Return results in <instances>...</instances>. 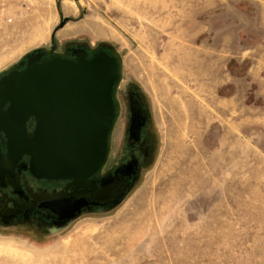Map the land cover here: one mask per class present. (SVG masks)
Wrapping results in <instances>:
<instances>
[{
    "label": "rangeland",
    "instance_id": "rangeland-1",
    "mask_svg": "<svg viewBox=\"0 0 264 264\" xmlns=\"http://www.w3.org/2000/svg\"><path fill=\"white\" fill-rule=\"evenodd\" d=\"M52 38L119 52L151 156L113 211L0 229V264H264V0H0V75Z\"/></svg>",
    "mask_w": 264,
    "mask_h": 264
},
{
    "label": "water",
    "instance_id": "water-1",
    "mask_svg": "<svg viewBox=\"0 0 264 264\" xmlns=\"http://www.w3.org/2000/svg\"><path fill=\"white\" fill-rule=\"evenodd\" d=\"M41 52L36 49L32 54L39 53L40 58ZM110 52L111 56L101 53L77 63L57 56L5 72L0 92L13 104L20 122V153L30 157V170L37 178L69 181L75 188L89 185L111 154L121 113L120 92L130 102V138L140 137L146 119V111L138 106L142 98L137 87L124 82L122 56L116 49ZM30 117L37 128L28 138L25 124Z\"/></svg>",
    "mask_w": 264,
    "mask_h": 264
},
{
    "label": "flooded vegetation",
    "instance_id": "flooded-vegetation-1",
    "mask_svg": "<svg viewBox=\"0 0 264 264\" xmlns=\"http://www.w3.org/2000/svg\"><path fill=\"white\" fill-rule=\"evenodd\" d=\"M110 49L114 47L108 44L90 47L86 43H74L59 50L52 43L43 49L40 58L39 53L31 52L19 60L14 69L23 70L57 56L76 63L91 60L101 53L111 56ZM5 76L6 73H2L0 81ZM139 97L142 98L139 109L146 111L140 137L130 138V102L120 94L117 126L123 116L126 118L122 143L117 149L114 135L107 164L89 179L87 187L75 188L69 181L39 179L33 175L30 157L21 154L19 149V118L14 115L13 104L6 93L0 92V229L48 237L64 231L85 215L105 214L118 207L115 202L122 197L126 199L137 186L151 156L150 116L140 91ZM25 127L27 137H33L36 119L30 117Z\"/></svg>",
    "mask_w": 264,
    "mask_h": 264
},
{
    "label": "bare ground",
    "instance_id": "bare-ground-1",
    "mask_svg": "<svg viewBox=\"0 0 264 264\" xmlns=\"http://www.w3.org/2000/svg\"><path fill=\"white\" fill-rule=\"evenodd\" d=\"M181 122V121H180ZM183 122V121H182ZM182 122L180 123V125H182ZM183 127V126H182ZM193 128V127H192ZM181 130V129H180ZM181 142V141H180ZM179 143V142H178ZM182 148V144L180 143L179 147H178V152L180 151V149ZM183 150V149H182ZM188 153V152H187ZM186 153V151H181V154L183 155V157L185 159H187L186 163L184 164V166H187L190 168V165H187V163H190V164H193V163H196V161L194 160H188V154ZM195 159V158H194ZM196 160V159H195ZM195 175V174H194ZM189 177V176H188ZM180 185V184H179Z\"/></svg>",
    "mask_w": 264,
    "mask_h": 264
}]
</instances>
